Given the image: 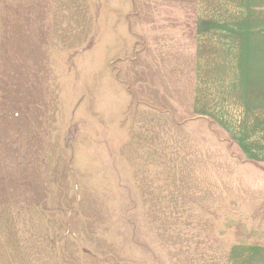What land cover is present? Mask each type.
Instances as JSON below:
<instances>
[{
	"label": "rangeland",
	"instance_id": "374dc122",
	"mask_svg": "<svg viewBox=\"0 0 264 264\" xmlns=\"http://www.w3.org/2000/svg\"><path fill=\"white\" fill-rule=\"evenodd\" d=\"M192 1L0 0V264H264V120L192 117Z\"/></svg>",
	"mask_w": 264,
	"mask_h": 264
},
{
	"label": "crops",
	"instance_id": "0c3cea01",
	"mask_svg": "<svg viewBox=\"0 0 264 264\" xmlns=\"http://www.w3.org/2000/svg\"><path fill=\"white\" fill-rule=\"evenodd\" d=\"M186 34L192 117L211 119L231 136L257 133L252 120H264V0H193Z\"/></svg>",
	"mask_w": 264,
	"mask_h": 264
}]
</instances>
